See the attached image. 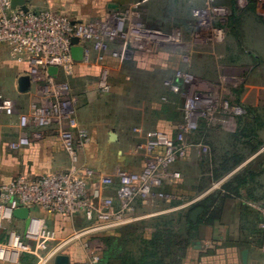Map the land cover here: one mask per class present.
I'll list each match as a JSON object with an SVG mask.
<instances>
[{
  "label": "crops",
  "instance_id": "crops-1",
  "mask_svg": "<svg viewBox=\"0 0 264 264\" xmlns=\"http://www.w3.org/2000/svg\"><path fill=\"white\" fill-rule=\"evenodd\" d=\"M217 1L230 8V15L225 20L230 31L225 47L219 54L221 59L227 61L223 66L227 70L233 69L240 75L249 69L247 75H252L256 79L252 82L254 86L248 91L251 94L247 93L249 97H246L244 102L242 88L234 93L236 101H239L248 112L245 116L237 118L238 126L235 132H232L231 141L227 143L228 138H223L227 145L220 153V156L229 158L241 156L242 160L230 167L227 174L216 180L212 178L217 182L211 186L209 174L206 173L210 168H206L205 165L204 177L195 181L196 184H189L182 179V174L174 164L170 171L179 172L180 178L168 179L162 191L172 197L169 202L164 201L165 203L176 204L183 202V193L195 191L196 188L191 186L204 189L192 203L210 196L216 189L221 196L227 194L213 207L219 212L216 218L208 224L204 222L206 217L202 218L200 225L202 233L204 232L202 244L194 246L193 253L185 264H264L259 228L264 214V0H249L244 8H240L241 11L231 4L232 0ZM26 3L33 11L37 7L34 0H26ZM176 20L178 22L181 19L175 18V22ZM157 47L159 46L153 45L145 50L136 51L133 57L127 60H115L106 55L103 64L98 63L94 54L88 63L76 60L73 74L62 77V80L69 83L71 93L79 105L78 128L86 131L90 138V142L79 151L80 160L98 175L111 176L118 169L141 170L145 164V157L139 146L153 131L164 129L176 140L188 142L189 137L178 129L183 119V104L179 111L176 109L178 113L174 108V100L179 94L171 93L164 86L166 80L179 84L175 78V71L178 67H183L180 54L172 49L160 51L158 50L160 47ZM111 48L115 49L116 46L112 45ZM159 52L163 58L156 63L154 58ZM216 55L214 51L211 53L206 50L198 60L196 77L204 88L215 90L220 88L221 82L215 79L220 71ZM102 67L109 69L111 85L108 91H101L100 94H104V97L97 93L100 90L96 86ZM28 71L27 63L12 58L9 45L0 44V90L6 99L13 102L11 112L0 113V188L18 176H46L63 172L70 166V159L62 147L60 129L57 125L41 129L42 138L32 140L28 146L18 151L10 149L12 142L23 135L29 136L32 131V128H21L20 116L29 112L31 103H43V98L34 86L26 93H21L18 89L19 79L27 76ZM89 85L90 88L97 90L94 93L97 98L95 104L92 103V97L82 100L79 94L82 87ZM182 89L184 90L183 86ZM110 90H113L112 96L109 95ZM130 91L133 98L126 101L124 96ZM254 94H257V99L253 98ZM258 96L261 99H258ZM137 107H142V111L136 110ZM129 108H133V111ZM111 134L116 135L115 141L112 140ZM194 140L196 139L192 137L189 142L193 143ZM221 164L222 161L214 164V169ZM246 171L254 174L249 184L238 188L234 183L229 192L225 193L222 190L226 183L241 174H246ZM115 188L113 186L104 189V198H110L117 206ZM188 203L184 202L178 207L183 208ZM152 206L154 203L145 205L138 202L136 214L142 217L145 216L143 212L154 214ZM172 209L178 208L176 206ZM48 222L56 231L58 239L51 244V250L72 235L69 228L72 222L87 221L78 215L72 219L48 217ZM72 242L73 240L69 241L60 254L69 257V264H87L83 245ZM245 250L246 262L243 261ZM48 254L43 253L46 257L43 264H55L54 258H47ZM35 259V256L26 255L20 264H27L29 260Z\"/></svg>",
  "mask_w": 264,
  "mask_h": 264
},
{
  "label": "built area",
  "instance_id": "built-area-1",
  "mask_svg": "<svg viewBox=\"0 0 264 264\" xmlns=\"http://www.w3.org/2000/svg\"><path fill=\"white\" fill-rule=\"evenodd\" d=\"M214 1L207 0L204 7L194 12L197 30L193 38L201 44L223 43L226 37V29L219 23L230 15V8L226 4H214ZM248 1L235 0V3L244 8ZM74 39L78 40L77 45L73 44ZM0 44L10 46L13 59L27 63L31 86L43 98V103H31L29 112L20 116L21 128H32V131L29 136L23 135L12 142L10 149L18 151L28 146L32 140L42 138L41 129L57 125L62 147L70 159V166L63 172L40 177L18 176L0 188V263L20 264L24 256L31 255L43 264L46 261L43 253L48 252L47 258H54L69 241L94 231L141 220L145 216L136 214L138 202L147 205L171 200L172 197L162 188L168 179L180 178L179 172L170 169L186 157L193 145L178 141L165 131H153L139 146L145 157L141 170L118 169L111 176L98 175L80 160L79 151L90 142V138L86 131L78 128L77 99L62 77L73 74L77 62L72 49L76 46L83 49L82 62L88 63L95 54L98 63L103 64L106 55L115 60H127L136 51L153 45H182L180 36L146 27L134 9L82 21L49 10L33 11L29 8L25 13L12 9L11 0H0ZM112 45L116 48H111ZM51 67L58 69L56 75L49 73ZM175 78L179 84L166 80L164 85L171 93L185 99L179 131L185 135L192 134L202 121L208 124L215 121L216 94H210L215 89L202 87L190 71H177ZM96 86L100 91L111 88L108 68L102 67ZM221 108L224 113L229 111L228 103ZM12 110L13 102L6 99L0 90V113ZM234 110L238 117L247 113L241 106ZM113 186L116 187L117 206L110 198H104V189ZM19 208L31 211L26 229L24 221L14 217ZM78 215L94 227L50 250L51 244L58 239L48 217L72 219ZM259 228L264 252V214ZM83 247L87 264H105L98 244L87 241Z\"/></svg>",
  "mask_w": 264,
  "mask_h": 264
},
{
  "label": "rangeland",
  "instance_id": "rangeland-1",
  "mask_svg": "<svg viewBox=\"0 0 264 264\" xmlns=\"http://www.w3.org/2000/svg\"><path fill=\"white\" fill-rule=\"evenodd\" d=\"M34 2L37 4V7L34 9V11L49 10L58 15L82 21L106 18L112 13H124L128 10H136L140 14V17L142 18L144 23L146 24V27L153 30H159L164 34L173 35L175 37H181V41L183 43L182 45H160V49H158L160 51L163 49L162 51L164 52H166L167 49H172V51L179 52L183 67H178L175 71V74L177 71H190L195 76H198L195 70L196 66L198 65V60H200V56H202V53L206 50L211 51V53L214 51L215 54H217L215 56L217 58L216 63L220 70L219 74L215 76V79L221 83L220 88H217L214 91L212 90L213 92L210 94H213L214 92L216 94L215 105L217 112L213 114V117L217 118L215 121L212 120V123L209 122V125L207 122L204 123L206 124L205 126L199 125V127L203 130H200L197 133L194 132L192 134L186 135L189 137L188 142L190 138L192 139V137L196 140H194L195 142L193 143L189 142V144L193 146L188 149L186 157L178 161L175 166L178 167V171H180V173L182 174V179L188 182L189 184H196L198 180L204 177V165L206 168H210V170L206 172L207 174H209L210 178L209 186L217 182L214 181L216 179L213 180L212 178L214 176L215 178L219 177L222 174L221 171L217 175L213 174L214 164H218L219 161H223L225 158H227L225 156H220V153L222 150H224L225 145H227V143L231 141L233 134L232 132H235L238 126V116L234 115V109H236L237 106H241L242 104H240L239 101H236L234 93L239 88H242V102H244L243 100L246 97H249L247 93L251 94V92L248 91L251 89L252 86H254V83L252 82L256 79L254 76L252 77V75H247V73L250 72L249 69L245 70V74L240 75L236 73L233 69L227 70V68L223 66L227 61L221 59L219 57V54L221 53V51H223L225 47L230 31V29L228 28V23L226 21H224L223 23H219L225 24V26L223 25V27L226 29V37L223 43L201 44L193 38L197 30V23L194 17V12L202 8L204 4L206 5L207 0H34ZM232 2L234 6H236L238 10L241 11V9L236 5L235 0H232ZM214 4H219V2L215 0ZM175 18L178 20L181 19L182 22L181 20L178 22L176 20L175 22ZM226 19H228V17ZM157 55L158 56H155L154 58L156 63L158 62V60L163 58L160 52L157 53ZM96 91L97 90H94L93 87L90 88L89 85V87H82L79 90V94L82 96V100H87L88 97H92V103L95 104L97 98L94 93ZM109 92V95L112 96L113 90H110ZM97 93L100 94L101 91H97ZM100 96L104 97V94H100ZM124 98L126 101H131L133 98V94L131 93V91L127 92ZM253 98L257 99V94H254ZM258 99H261L260 96H258ZM184 101L185 99L179 95V97L174 100L175 110L178 109L179 111V107H182ZM225 103H228L229 106V111H225L226 113H224L223 108H221V106ZM78 107L79 105H77V110L79 109ZM241 107L244 109L243 105ZM129 110L133 111V108H129ZM136 110L142 111V107H137ZM162 130L164 131V129ZM201 133L205 135L200 136ZM226 137L228 138V140H226L227 143L223 139ZM200 145H202L203 147L200 148ZM215 155H217L216 158ZM191 162L192 164L190 165ZM216 169L219 168H215V170ZM191 187H195V191L183 193V202L181 204L156 201L154 203V206H152V210H154L153 213L156 215L143 212L145 217L137 221H146L145 227L139 232V234L142 233V239L148 241L152 238L158 220H162V218L166 215L173 216V229L175 230V247L177 245V249L172 252L171 258H168L166 261L170 264H185L188 258L192 255L194 246L202 244L204 235V232L202 233L201 231L202 228H200L199 238L194 241L190 246L189 244H187L188 232L186 230V227L180 222L182 216L187 217L188 215L190 217V214L196 208L200 207L199 205L201 201L205 199L203 198L196 202L193 201L194 203H192V200H194L199 194H201L204 189L196 186ZM216 192H218V189H216V191L212 194ZM184 202H189L190 204L188 203L183 208L178 207L180 205L182 206ZM176 206L178 209H172ZM200 218L201 215L199 216L198 221L200 220ZM163 223L164 221L162 222V224ZM69 226V228H71L72 235L66 240H71L75 238L76 234L93 228L94 224H91L89 222H72ZM126 227L128 226L125 225L116 228L94 231L81 237L80 239H74L72 243H80L84 245V243L88 241L92 242L93 244H98L100 246L102 255L104 256L110 244L116 241L125 240L127 237H129L130 234H128L129 232H127ZM161 231H163V233H166L167 229L160 227L159 232ZM72 243H70V245ZM84 251L86 253L85 248ZM182 258L183 261H181ZM37 262L38 259L36 258L35 261L29 260L27 264H37Z\"/></svg>",
  "mask_w": 264,
  "mask_h": 264
},
{
  "label": "trees",
  "instance_id": "trees-1",
  "mask_svg": "<svg viewBox=\"0 0 264 264\" xmlns=\"http://www.w3.org/2000/svg\"><path fill=\"white\" fill-rule=\"evenodd\" d=\"M233 4V2H232ZM234 5V4H233ZM248 112V111H247ZM245 116V115H244ZM242 117V116H241ZM204 121L200 123V126H205ZM201 129L200 127L196 131V133ZM205 134L201 133L200 136H204ZM222 162L223 164L219 165V169H214L213 174L217 175L221 171V176L225 175L230 167L234 164L239 163L242 160L241 156L229 158V156H225ZM216 171V172H215ZM227 171V172H226ZM224 173V174H223ZM220 177V176H219ZM218 177L213 179H217ZM254 174L246 171V174H241L240 176L235 177L229 183H226L222 190L225 193L229 192L232 184H236L238 188L244 187L249 184V181L253 180ZM226 196L227 194H223ZM220 193H214L204 200L201 201L200 207L203 208V213L201 214L200 220L194 224L191 222L190 217H181L180 222L184 224L186 230L188 232V241L187 244L191 246V244L196 241L200 236V225L202 222V218L205 223H210L213 218H216L219 213L216 208L213 209L214 205H216L222 197ZM219 207V205H218ZM212 218V219H211ZM183 220V221H182ZM164 223L162 224V222ZM179 222V223H180ZM173 216L166 215L162 218V220H158L155 231L152 235V238L148 241L142 239V233L139 232L145 227L146 221L131 223L126 226L129 237L122 241H116L110 244L108 250H106L103 261L105 264H170L167 263V259L171 258V254L174 250L177 249V245L175 247V230L173 229ZM166 228V233L163 231L159 232V228ZM261 239H263V235L261 233ZM262 241V240H261ZM188 245V246H189ZM183 261V258L181 259Z\"/></svg>",
  "mask_w": 264,
  "mask_h": 264
},
{
  "label": "water",
  "instance_id": "water-1",
  "mask_svg": "<svg viewBox=\"0 0 264 264\" xmlns=\"http://www.w3.org/2000/svg\"><path fill=\"white\" fill-rule=\"evenodd\" d=\"M11 7L12 9H20L21 11L27 13L29 11V8L27 6L26 0H11ZM73 44L77 45L78 40L74 39ZM72 56L75 60H82L83 58V49L79 46H76L72 49ZM58 72V69L56 67H51L49 69V73L51 75H56ZM18 89L21 93H26L31 89V78L27 76H23L18 81ZM112 140H116V135L111 134ZM203 208L198 207L196 208L191 214H190V220L194 224L198 222L199 216L203 213ZM30 209L28 208H19L14 212V217L20 220L24 221L25 229L28 227L30 223L29 215H30ZM247 260V251L245 250L243 252V261L246 262ZM54 263L55 264H69V257L63 254H59L56 257H54Z\"/></svg>",
  "mask_w": 264,
  "mask_h": 264
}]
</instances>
